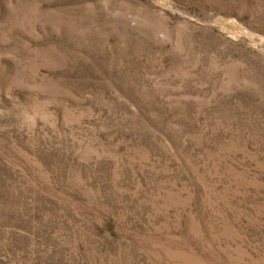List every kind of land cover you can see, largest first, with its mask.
I'll list each match as a JSON object with an SVG mask.
<instances>
[{"label": "rangeland", "instance_id": "rangeland-1", "mask_svg": "<svg viewBox=\"0 0 264 264\" xmlns=\"http://www.w3.org/2000/svg\"><path fill=\"white\" fill-rule=\"evenodd\" d=\"M0 264H264V0H0Z\"/></svg>", "mask_w": 264, "mask_h": 264}]
</instances>
